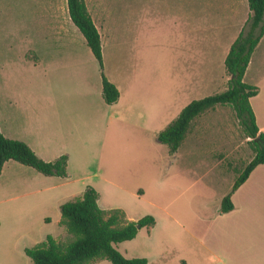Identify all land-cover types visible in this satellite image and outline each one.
<instances>
[{"label": "rangeland", "instance_id": "374dc122", "mask_svg": "<svg viewBox=\"0 0 264 264\" xmlns=\"http://www.w3.org/2000/svg\"><path fill=\"white\" fill-rule=\"evenodd\" d=\"M84 2L100 35L102 70L66 0H0V131L45 161L67 156L65 177L13 160L3 166L0 264H33L24 249L48 235L68 241L59 207L87 186L105 211L120 209L127 221L155 218L114 244L125 257L193 260L203 246L216 247L205 217L218 213L251 159L250 138L229 104L196 116L174 153L156 136L190 101L226 90L219 58L235 24L221 20L216 6L206 10L204 0ZM102 73L120 92L118 106L103 101ZM146 103L148 114L161 118L150 128L140 118Z\"/></svg>", "mask_w": 264, "mask_h": 264}, {"label": "trees", "instance_id": "16d2710c", "mask_svg": "<svg viewBox=\"0 0 264 264\" xmlns=\"http://www.w3.org/2000/svg\"><path fill=\"white\" fill-rule=\"evenodd\" d=\"M249 15L238 36L232 42L224 58L228 75L227 88L223 92L190 101L176 119L160 131L156 138L169 147L170 153L181 145L190 122L199 114L213 109L216 104H229L243 127L253 155L234 180L230 190L220 202L219 214L233 209L232 193L247 179L259 164H264V133L259 131L249 98L257 93V87L243 81V75L251 54L264 34V0H247ZM68 15L83 35L86 45L103 69L99 32L84 0H66ZM102 97L106 104L119 98L117 87L102 73ZM13 160L33 168L44 176L65 177L67 156L60 155L54 161H45L23 141L4 136L0 131V174L5 162ZM98 193L87 186L83 193L60 205V223L71 235L66 242H58L51 235L33 247L24 249L33 264H92L104 258L110 264H148L145 257H125L114 244L132 240L139 229L153 226L155 219L145 215L137 221H127L120 209L105 211L97 203Z\"/></svg>", "mask_w": 264, "mask_h": 264}, {"label": "crops", "instance_id": "0c3cea01", "mask_svg": "<svg viewBox=\"0 0 264 264\" xmlns=\"http://www.w3.org/2000/svg\"><path fill=\"white\" fill-rule=\"evenodd\" d=\"M212 1L204 0V4L206 2L205 9L211 10L212 7L216 6V9L223 14L221 20L223 18L227 23L232 21L236 27V31L226 45L224 53H220L219 60L224 65V58L230 45L248 18L249 7L247 0H214L216 5H213ZM218 4L221 6L218 7ZM220 24L223 26V22ZM222 26L219 28L222 29ZM212 37H207L210 40L209 45H212ZM209 59L213 60L212 56ZM243 81L257 87V93L249 98V103L254 112L256 125L259 131L264 133V34L251 54L243 75ZM158 91L160 92V89ZM147 98L137 96L136 99ZM158 99H160L159 96ZM118 102L120 103L117 101L114 104L119 105ZM157 103L160 106L161 102ZM147 104H145L146 108ZM146 108L142 107L140 118H148V124L147 122L143 124L148 125L149 128L153 121L156 125L159 124L161 122L160 113L154 114L152 117L148 114L149 109ZM140 192L143 190L138 189V193ZM231 201L233 203L232 210L223 214H219V212L207 214L205 217L206 222L212 228L211 232L216 241L215 249L211 250L203 246V250L195 251L193 260L181 259L179 264H264V164L257 165L250 172L247 179L232 193ZM173 222L178 224L176 219Z\"/></svg>", "mask_w": 264, "mask_h": 264}]
</instances>
